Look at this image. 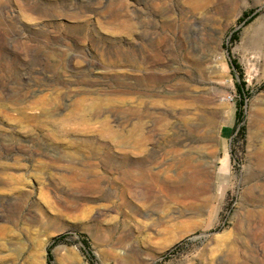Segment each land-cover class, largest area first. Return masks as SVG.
Listing matches in <instances>:
<instances>
[{
    "label": "rangeland",
    "instance_id": "1",
    "mask_svg": "<svg viewBox=\"0 0 264 264\" xmlns=\"http://www.w3.org/2000/svg\"><path fill=\"white\" fill-rule=\"evenodd\" d=\"M91 263L264 264V0H0V264Z\"/></svg>",
    "mask_w": 264,
    "mask_h": 264
},
{
    "label": "bare ground",
    "instance_id": "2",
    "mask_svg": "<svg viewBox=\"0 0 264 264\" xmlns=\"http://www.w3.org/2000/svg\"><path fill=\"white\" fill-rule=\"evenodd\" d=\"M177 109V108H176ZM180 110V109H179ZM187 111V110H186ZM180 112V111H179ZM175 114H177V113H175ZM179 114V113H178ZM181 114H182V112H181ZM180 115V114H179ZM175 117V116H174ZM176 125H177V123H176ZM181 125H182V123H181ZM179 126V125H178ZM192 126V125H191ZM192 128V127H191ZM133 130V129H132ZM137 130V129H136ZM177 130V129H176ZM179 131V130H178ZM177 133V132H176ZM130 135H131V137L134 135V131L133 132H130ZM180 135V134H179ZM137 136V135H136ZM178 137V136H177ZM137 139V138H136ZM131 141H132V139H130ZM130 141V142H131ZM129 142V141H128ZM137 142H139V141H137ZM130 149V148H129ZM173 153L177 156H180V161L181 162H184L186 159H188L187 158V156H182V154L179 152V150H177V149H174L173 150ZM177 158V157H176ZM174 165H176V164H174ZM185 165V164H184ZM183 166V165H182ZM178 168V167H177ZM145 172L144 173H142L143 175H149V176H156V173H153V172H151V170L150 169H145L144 170Z\"/></svg>",
    "mask_w": 264,
    "mask_h": 264
},
{
    "label": "trees",
    "instance_id": "3",
    "mask_svg": "<svg viewBox=\"0 0 264 264\" xmlns=\"http://www.w3.org/2000/svg\"><path fill=\"white\" fill-rule=\"evenodd\" d=\"M232 66H234V65L232 64ZM237 88L239 91V95H244V87L241 83L237 84ZM241 105H242V102L239 103V107H241ZM236 118H237V120L240 119V111L236 114ZM62 238H63V236H58V237L54 238L53 243L61 241ZM47 258H48V260L50 259V249H48ZM91 264H93V263H91Z\"/></svg>",
    "mask_w": 264,
    "mask_h": 264
}]
</instances>
